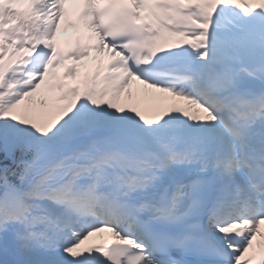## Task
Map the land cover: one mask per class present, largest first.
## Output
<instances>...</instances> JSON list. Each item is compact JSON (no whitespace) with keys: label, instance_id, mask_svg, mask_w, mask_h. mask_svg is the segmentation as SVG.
<instances>
[{"label":"snow or ice","instance_id":"obj_1","mask_svg":"<svg viewBox=\"0 0 264 264\" xmlns=\"http://www.w3.org/2000/svg\"><path fill=\"white\" fill-rule=\"evenodd\" d=\"M0 264H264V0H0Z\"/></svg>","mask_w":264,"mask_h":264},{"label":"bare ground","instance_id":"obj_2","mask_svg":"<svg viewBox=\"0 0 264 264\" xmlns=\"http://www.w3.org/2000/svg\"><path fill=\"white\" fill-rule=\"evenodd\" d=\"M103 237H109V236L108 235H105V233H101V234H98V235L92 237L90 241L96 242L97 240H99L100 238H103Z\"/></svg>","mask_w":264,"mask_h":264},{"label":"rangeland","instance_id":"obj_3","mask_svg":"<svg viewBox=\"0 0 264 264\" xmlns=\"http://www.w3.org/2000/svg\"><path fill=\"white\" fill-rule=\"evenodd\" d=\"M140 88H142V86H140ZM140 101H148L147 99H141Z\"/></svg>","mask_w":264,"mask_h":264}]
</instances>
